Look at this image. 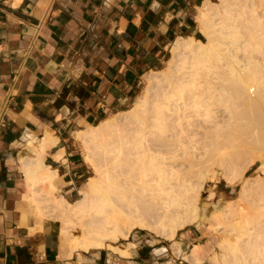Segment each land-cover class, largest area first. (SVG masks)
Listing matches in <instances>:
<instances>
[{
  "label": "bare ground",
  "instance_id": "bare-ground-1",
  "mask_svg": "<svg viewBox=\"0 0 264 264\" xmlns=\"http://www.w3.org/2000/svg\"><path fill=\"white\" fill-rule=\"evenodd\" d=\"M198 19L204 39L177 37L168 67L148 75L145 92L131 109L77 132L94 175L75 201L55 193L58 172L38 151L34 162L20 160L27 210L41 220L56 209L65 241L79 228L68 255L75 249L96 253L116 240L113 234L126 237L151 224L173 238L203 217L199 194L213 163L231 182L242 169L235 172L240 154L264 156V0H206ZM54 140L44 134L39 147ZM253 183L245 177L239 190L248 206L230 203L210 214L216 220V264H264V188L260 180L259 191ZM41 184L47 188L44 200L35 191ZM47 200L55 208L48 205L50 214Z\"/></svg>",
  "mask_w": 264,
  "mask_h": 264
},
{
  "label": "crops",
  "instance_id": "crops-1",
  "mask_svg": "<svg viewBox=\"0 0 264 264\" xmlns=\"http://www.w3.org/2000/svg\"><path fill=\"white\" fill-rule=\"evenodd\" d=\"M205 1L0 0V264H149L138 239L130 255L62 251L59 220L27 210L20 160L34 161L36 139L50 133L43 163L58 172L57 194L77 197L86 171L77 132L136 97Z\"/></svg>",
  "mask_w": 264,
  "mask_h": 264
},
{
  "label": "rangeland",
  "instance_id": "rangeland-1",
  "mask_svg": "<svg viewBox=\"0 0 264 264\" xmlns=\"http://www.w3.org/2000/svg\"><path fill=\"white\" fill-rule=\"evenodd\" d=\"M212 1L218 2V0H212ZM194 15H195L194 16L195 30L192 33L193 35L192 34H190V35H192L193 37H196V38L204 39L203 36L201 35V26H202L201 23L202 22L200 19H198L199 18V8L198 9L196 8ZM173 42L166 49L163 61L157 67V68H159V70L166 69L169 65V61L172 60V51L171 50H172ZM145 86H146V82H145V79H143L140 83L136 97L130 103H128V105H126L122 108L124 110H122V109H120V110L125 111V110L131 109L134 106L135 101H137V99L141 95L144 94L145 89H146ZM113 112L115 113V111H113ZM112 113L108 114L111 116V117H109V119L114 118L118 114V112L115 113L114 115ZM97 124H95V125H97ZM77 138L78 137L76 136L74 139H75L77 148L81 154V157L83 159L85 169H86V171L82 177V183H81L80 188L81 187L85 188V186H84L85 180L87 178L93 176L94 172H93L92 168L90 167V165L87 164L88 162L84 160L86 152H85V149L82 145V142ZM38 140L39 139H36L37 146L34 149V151H38L39 156H44L46 147H44V149L40 148ZM249 154H251L252 156ZM249 154L247 152L245 154H242V155L240 154L241 156L239 155L237 157V159H235L237 161V162L235 161L236 162L235 169L237 167L239 169L241 167L242 169L239 170V174H237L238 168L236 169V171H235V172H237L235 174L236 176L234 177V179L231 182L227 181V179L224 178L225 170L222 167L219 166L220 167L219 168L217 164L213 163L214 166L212 164V166L210 167V170L208 171L210 173L207 172V175H206L204 183H203V187H202L200 194H199L198 205L204 209V210H202L203 217L198 218L193 223H189V224L185 225L183 228L178 229L173 238L168 239V238L164 237L159 231H157V229H154V227L152 226L153 224H151L150 226H148V228H146V227L133 228L132 230L129 231V233L126 237L120 236L119 234H113L115 238L117 236L116 240L106 241L104 243V245L99 249L104 250V251H116L117 253H120V251H121L123 253H125V252L129 253L128 255H130L132 253V250L135 249V245H137V243L131 242L129 240L138 239L141 242L145 241V242L149 243L148 250L150 252L147 253L149 264H175V263H177V264H195V263L198 264L199 262H200L199 264H216V263H214V261L212 259L213 256L216 254L215 251H217V249H218V247H217V243H218L217 242L218 241L217 231L215 230L216 227H214V226H216V220L214 218L210 217V214H212L215 210L221 208L223 205L230 204V203L234 205V208H238L240 206H243V207L248 206L247 199L239 196V190H240V187L242 184V180L245 177H248L249 179L251 178V184L253 182H255V180H257L259 177V179L255 183H257L260 180V183H258V184L260 186L263 185V187H261V189L264 188V183H263L264 182V156H262L263 157L262 158L261 156L260 157L257 156V154H255V153H249ZM248 155L251 157H249ZM59 156L60 155H58V154L55 155V157H59ZM35 157H36V154H34L33 159H35ZM27 159L28 158H26V160ZM41 171L43 172L44 170H41ZM213 171H215V172L213 173ZM42 172H40V173H42ZM255 177L257 179H255ZM252 178L254 180H252ZM255 183H253L254 186L257 185V184L255 185ZM45 185L46 184H41V185L35 186V188H36L35 191H38L37 189H39V191H38V193L40 192L39 198L43 197L42 198L43 200L46 198V195L43 192V189H47L45 187ZM250 186L253 187V185H250ZM260 186H258V187H260ZM258 187L256 186V187H254V189L255 188H257L256 190L260 189ZM254 189H253V191H254ZM54 191L57 194V191L56 190H54ZM211 193H213L212 196L211 197L208 196ZM43 195H45V196H43ZM79 195H77V197H74V199L68 198V201H70V202L75 201L79 197ZM40 196H42V197H40ZM208 197H210V198H208ZM47 201H45V206L47 205L46 206V208H47L46 214H48L49 212L51 213L52 210L55 209V208H53L54 207L53 203L50 202V200H47ZM50 204H51L52 210H50V208H51ZM48 205L50 208L48 207ZM56 211L57 210L55 209V212H53L52 215H54V213H56L55 215H57L56 216V219H57L58 218V212H56ZM52 215L50 214L51 217H52ZM53 218H55V216H53ZM208 224L210 225V228H209ZM185 230L191 231V235L190 236L187 235L186 238L183 237V232ZM77 234H80L79 228H75L74 230H72L71 235H74V236H70L69 240L65 241L62 239V237L59 238V244H60V248L62 251L66 250V252H67V249H69V244H71V242H73L74 237ZM71 237H72V239H71ZM129 242H131L132 244H128ZM175 242H176L177 246H176ZM194 243L198 244V246L195 245L196 247L192 250V245ZM66 244H68V245H66ZM109 244H111L112 246L115 247L114 250L111 246H109ZM130 245H132V246L129 248ZM125 248L128 252L125 250ZM176 248L178 249V252H177ZM99 249H97L96 251H98ZM188 253H192L195 257L190 256L189 258H184V256ZM156 256H160L158 258L159 262L156 261L157 260ZM193 259L194 260L197 259V260L194 262ZM153 261H155V262H153ZM197 261H199V262H197Z\"/></svg>",
  "mask_w": 264,
  "mask_h": 264
}]
</instances>
